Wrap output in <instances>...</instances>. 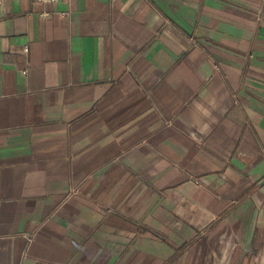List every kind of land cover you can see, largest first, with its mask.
<instances>
[{
    "label": "crops",
    "instance_id": "0c3cea01",
    "mask_svg": "<svg viewBox=\"0 0 264 264\" xmlns=\"http://www.w3.org/2000/svg\"><path fill=\"white\" fill-rule=\"evenodd\" d=\"M0 264H264V0H0Z\"/></svg>",
    "mask_w": 264,
    "mask_h": 264
}]
</instances>
